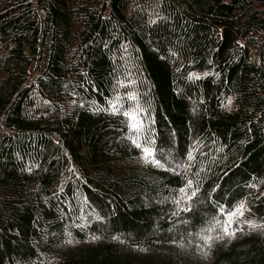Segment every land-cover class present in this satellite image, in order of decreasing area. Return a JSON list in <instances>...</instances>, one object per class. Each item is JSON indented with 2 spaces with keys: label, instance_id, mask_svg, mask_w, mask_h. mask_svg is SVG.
Here are the masks:
<instances>
[{
  "label": "trees",
  "instance_id": "obj_1",
  "mask_svg": "<svg viewBox=\"0 0 264 264\" xmlns=\"http://www.w3.org/2000/svg\"><path fill=\"white\" fill-rule=\"evenodd\" d=\"M0 264H264V0H0Z\"/></svg>",
  "mask_w": 264,
  "mask_h": 264
},
{
  "label": "snow or ice",
  "instance_id": "obj_2",
  "mask_svg": "<svg viewBox=\"0 0 264 264\" xmlns=\"http://www.w3.org/2000/svg\"><path fill=\"white\" fill-rule=\"evenodd\" d=\"M134 143H135V142H134ZM136 146H137V147H140L139 144H137ZM143 151H144V153H145L146 156H151V150H150V149H148V148H144ZM155 163L159 164L158 161H155ZM181 191H183V189H181ZM241 207H242V205H241ZM228 215H229V216H232V215H234V213H228ZM225 234H226V235L229 234V233L227 232V228H225Z\"/></svg>",
  "mask_w": 264,
  "mask_h": 264
}]
</instances>
